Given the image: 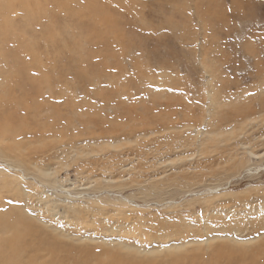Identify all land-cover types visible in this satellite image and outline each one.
<instances>
[{
	"label": "rangeland",
	"instance_id": "rangeland-1",
	"mask_svg": "<svg viewBox=\"0 0 264 264\" xmlns=\"http://www.w3.org/2000/svg\"><path fill=\"white\" fill-rule=\"evenodd\" d=\"M100 1L0 14V61L19 60L0 77V231L33 222L21 257L37 262L225 244L246 255L219 264H264V0H117L124 43L94 40L82 12Z\"/></svg>",
	"mask_w": 264,
	"mask_h": 264
},
{
	"label": "bare ground",
	"instance_id": "bare-ground-1",
	"mask_svg": "<svg viewBox=\"0 0 264 264\" xmlns=\"http://www.w3.org/2000/svg\"><path fill=\"white\" fill-rule=\"evenodd\" d=\"M67 1L68 2H72L74 0H67ZM98 1L101 2L100 0H98ZM42 3H43V0H0V14H3L2 16L8 15L12 10H14L13 8L17 5V7H19L22 10V12L24 13L25 17H27V19L29 21V24H32V23L33 24H36V23H40L41 21L44 22V18L43 17H46L48 15H47V12L42 7V5H43ZM63 4H64V2H63ZM113 6H115V7H113ZM121 6L123 7V1L121 2V1H117V0H106L100 6L91 5V6H87L84 9V11L82 13L88 14V16L92 19V23L90 22L91 24H88V26L91 27L92 31L94 29H98V28H101V27H104L105 28V29L103 28V31L104 32L102 31L101 34H97V35H95L96 33L94 34V36L96 37L94 39L95 41H98V43L99 42H101V43H124V39H123L122 34H120V33L117 32L116 25L112 21L111 16L109 14L114 9L120 10ZM45 8L47 9V7H45ZM66 10H65V12H66ZM73 12H74V10H73ZM5 19H6V17H5ZM10 21L11 20H9V22ZM5 22H3V24H2L1 21H0V35L6 29V26H7L6 23H8V22H6V23ZM45 26H49V25L48 24H45ZM51 28L50 29H45V31H44V36H46V37H48L50 39H52L53 36H54L53 35V31H54L53 28L54 27L51 26ZM7 30H9V29H7ZM81 30L82 29H80V31ZM9 33H10V31H9ZM3 34H4V32H3ZM6 34H4L3 36H5ZM88 35H90V34H88ZM19 36H20V34H19ZM0 38H2V37L0 36ZM74 38H76V37H74ZM13 39H18V38L16 37V38H13ZM80 39H81V42H88V37L87 38H80ZM2 40H3V38H2ZM13 42H14V40H13ZM91 42L92 41H90V43ZM15 43H16V40H15ZM15 47H17V48L20 47L25 52H27V50H29V46L28 45H23L22 46L21 44L16 43L15 44ZM0 62H1V66H0V77H1V75L7 74V73L17 75V71L16 72H13L11 70H8L6 68V65L7 64H16V70H17L19 60H16L14 58L12 60H9V57L4 56L3 57V61H0ZM24 66L25 67H29L30 66V63H24ZM1 81H0V88L2 89V92H4V95L10 96V92H9V90L7 88L9 86V82H11V81H6V80H1ZM41 84L42 83H40V86H41ZM33 91H34L35 97L37 99L39 97V94H40L39 93V88H34L33 87ZM1 100H3L2 97H1ZM15 100L18 101L17 102V105L19 104L18 105L19 107H25L26 106V105H23V102L25 100L24 98H21L20 100H17V99H15ZM30 107L36 108V105H32ZM211 138H213V137H211ZM0 221H3V220L0 218ZM32 223H30L29 220H22L21 223H20V225H18V224L17 225H14L13 222L12 223H10V222L6 223V226H5V228H4L3 231H4V233H8L10 235L9 236L8 235L5 236V237H8V238H6V239L3 238V240H0V264H67V262H65L63 260L61 261V259L59 260L57 258V256H56V254L54 253V251H51V253H50L51 254V258L49 259L48 262H45V261H41V262L39 261V262H37L38 260H40L38 258H36L38 260H36L34 258V254L37 253V251H36L37 249L35 250L36 252H34V254H32L33 257H30V256H32L31 253L33 252L34 249L31 250L32 252L29 254L30 256L27 255V258H25V259L22 258L24 254L21 257V253H22L23 249H25L27 247V250H29L30 247H32V246H30V247L27 246V244H24V241H23V238L25 239L26 234L28 233V231L29 230H31V231L34 230ZM0 226H1V224H0ZM3 231H0V233L1 232L3 233ZM33 236H34V234H33ZM38 240H39V238H38ZM40 241L42 242V240H40ZM37 243H39V242H37ZM208 243H209V241H208ZM28 244H29V242H28ZM32 244H34V242ZM47 244H48V242H47ZM30 245H31V243H30ZM182 247H184V246L183 245H180V246H171V247H167V248H163V249L166 252H169V250H171V251H173V250L180 251V249H182ZM244 248L245 247H243V246L237 247V251H236V249H234V248L232 249L229 246H227V245L225 246V244H223V245H220L219 247L213 249L212 254L210 256H206L207 260L204 259V258L197 259V258H194V257H193V259H190L189 260V259H185L183 254L173 255V253H172V255H169L170 256L169 258H171V259L169 260V258H168L169 261L168 262L165 261V262H166V264H195L198 261H200L203 264H219V263H221L222 260L228 262V261H230L231 259H233L235 257L241 258V259L244 258L245 255H246V252L240 251V250H243ZM38 249H39V247H38ZM163 249H158V250H153V251H148V252L145 251V253H148V255H152V256H151V258L148 257L147 259H144V260L143 259L137 260V258L134 256V252L133 253L130 252V251H135V250L134 249H129V247H125V250L129 251V254L132 255V256H134V258L128 257L126 255H123L119 251L114 252L113 250H109V251H107L108 253H106V256L107 257L105 259H101L98 256L94 255V253L89 252L88 250H83L82 251L83 252V258L81 257L82 259H76L74 264H91L89 260L90 259H94V258L97 259V263L96 264H161V263L158 262L159 260H157V258H156L157 255L156 254H160L161 252H163L164 251ZM28 252H27V254H28ZM67 252H69V249H68ZM256 253H257V251H255V252L250 251L249 254L251 255V259H252V257L255 256ZM154 255H156V256H154ZM212 255H215V256L211 257ZM78 257H79V255H78Z\"/></svg>",
	"mask_w": 264,
	"mask_h": 264
}]
</instances>
